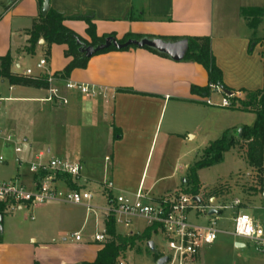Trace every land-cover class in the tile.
<instances>
[{"label": "crops", "instance_id": "0c3cea01", "mask_svg": "<svg viewBox=\"0 0 264 264\" xmlns=\"http://www.w3.org/2000/svg\"><path fill=\"white\" fill-rule=\"evenodd\" d=\"M41 7L39 0H15L12 3L0 0V56L11 53L14 59L12 69L15 63L17 67L21 66L20 60L25 55L24 47L27 45L23 40L28 39L26 30L33 19L40 16ZM50 7L67 15L93 12L97 35L114 33L118 40L128 33L165 39L208 36L216 64L222 71L227 87L225 90L245 92L264 87V45L260 43L263 23L252 24L250 16L242 12L243 9H251L252 17L259 10L264 12V0H50ZM65 24L89 40L84 20L67 19ZM16 38L19 39V46L13 48L12 39ZM56 48L64 53L66 46L54 44L52 53ZM69 61L70 58L63 57L59 66H49L50 70L46 73L62 70ZM69 79L104 86L113 97L109 101L83 99L75 92L62 88V94L68 98V103L62 104L45 101L48 90L10 86L13 92L19 90L18 94L4 98H9L6 101L48 102V111L52 114L54 127H59L60 136L52 140L44 151L52 156L80 161L84 169L79 184L98 190V182L107 173L115 183L116 192L131 199L138 193H143L147 199H157L185 187L183 181L162 193H154L156 183L162 177L149 187H145V183L152 170V148L154 143H158L161 132L165 140L172 139L184 144L186 139L180 136L182 131H195L194 123L202 110L208 108L206 105L223 108L221 103L208 104L202 95L192 92L193 85L205 87L209 83L208 72L200 63L184 59L177 61L146 47H134L95 54L86 68L75 69ZM31 89L45 94L31 96ZM166 113L172 119H183L176 125L179 130H170L168 121L163 125ZM224 120L225 117L219 121L222 132L233 127L231 122L224 124ZM114 128L120 129L117 139H114ZM194 137L196 135L192 139ZM32 148L30 145L24 154L27 159L38 152H33ZM107 156L110 157L108 161ZM193 163L186 165V178ZM165 164L161 158L153 166V173L164 169ZM22 168L16 166V175L21 174L24 180L29 181L32 176L26 178L27 172ZM175 174L176 167L169 177L173 178ZM200 184L204 187L201 180ZM59 186L64 187V184ZM198 197L205 203L202 194H198ZM101 201V198L97 200ZM210 202L222 204L217 196H212ZM68 219L77 228L71 235L60 231L59 239L53 241H10L0 232V264L93 262L105 246V241L93 239L96 232L105 231L104 218L94 215L87 218L85 208L75 205L68 213ZM148 227L129 234L116 231L121 235L140 236ZM75 232L81 233L80 241L72 236ZM156 234L159 233L153 232L150 240ZM147 243V240L137 239L128 249L142 253ZM202 261L201 254L200 264Z\"/></svg>", "mask_w": 264, "mask_h": 264}, {"label": "rangeland", "instance_id": "374dc122", "mask_svg": "<svg viewBox=\"0 0 264 264\" xmlns=\"http://www.w3.org/2000/svg\"><path fill=\"white\" fill-rule=\"evenodd\" d=\"M251 15L250 13L247 16H250L249 19L252 24L263 23L261 25L263 26V33L260 34V43L264 45V12L259 10V13H253V17ZM12 40L13 48L18 47L19 39ZM23 43L27 44V41L23 40ZM63 54L60 48H56L53 53L51 48V55L48 56L45 54L43 44L40 43L34 54L25 52V55L20 60L21 66L17 67L15 63L13 70L18 73H24L26 69H31L34 75L39 73L47 74L46 71L50 70L49 66L60 65L63 57H65ZM42 58L47 60V64L44 68L39 69L37 68V63ZM54 85L57 84L54 83ZM10 86L7 81L0 80V97L18 94L19 90L13 92L9 89ZM31 91V96L38 97L45 94L42 91L33 89ZM209 97L213 103H221L223 94L221 92H211L209 96H203L205 101ZM48 107V102L30 100L5 101L3 107L0 108V126L12 132L19 139H27L23 156L29 150L30 145L33 147V152L44 150L52 140H57L60 136L59 127H54L53 117L48 111ZM206 107L208 108L202 110L194 123L193 130L195 131H190L189 133L182 131L180 136L186 139L184 144L172 139L165 140L161 132L158 143H154L152 148L150 156L152 170L147 176L145 187H149L159 177H162V179L157 181L154 193H162L174 184L183 183V179L186 178V165L196 160L210 140H215L222 136L224 131H220L219 128L221 126L219 121L222 118L224 119L225 117V120L222 121L223 123L231 122L233 124V127L228 130H236L245 125H252L256 118L254 112L213 105H206ZM163 119V125L168 121L170 130H179L176 125L180 120L183 121V119L179 120V117L172 119L168 113L163 116ZM173 120L175 121L173 122ZM195 135L196 137L192 139V136ZM0 154L8 160V163H0V179H11L17 173L16 164L13 162V151L0 148ZM161 158L165 161L166 166L158 171L157 174H154L153 166ZM175 167L176 174L171 178L169 174ZM22 171H26V178H30L31 174L28 164L23 166ZM104 175L107 179H111L109 174L106 173ZM198 176L204 186L200 188L199 194H202L205 203L212 204L210 198L217 196L219 203L226 206L225 209L219 211L216 215L209 217L215 220V216H218L216 220L217 227L224 230H232L233 217L238 210L251 215L256 222L264 227V165L259 169L251 164L247 157V145L243 140L234 149L224 154L222 162L200 169ZM167 195H170V193L164 196ZM236 198L240 200L238 206H234ZM74 206L61 202H46L35 207L22 203L21 209L7 207L3 216V233L10 241H32L34 239L38 241H53L59 239L58 233L62 230L71 235L77 228V225L68 219V213ZM189 216L193 222H209V218L204 217L198 220L192 213ZM146 226V221L133 218L128 226L117 223L116 229L123 234H129L131 232H140ZM86 234H88V231ZM152 240L155 243L156 252L152 251L148 246L142 253H138L134 249H128L118 261H123L124 264H156L157 260H155V257L157 253L166 252L167 247L159 234L153 235ZM236 242L243 243L244 246L238 247ZM262 250L253 241L238 239L229 233L222 232L218 234L213 244L203 248L202 264H264V253Z\"/></svg>", "mask_w": 264, "mask_h": 264}, {"label": "built area", "instance_id": "2783aa9c", "mask_svg": "<svg viewBox=\"0 0 264 264\" xmlns=\"http://www.w3.org/2000/svg\"><path fill=\"white\" fill-rule=\"evenodd\" d=\"M47 60L42 58L37 63V68L46 66ZM26 75H34L31 69L24 71ZM51 83L48 89L49 95L45 101L67 104L68 98L62 94V88L75 92L83 99H103L109 101L113 95L104 86L72 81H59L49 75ZM57 84V85H54ZM12 88V87H11ZM212 91H220L223 94L221 106H237L240 100L245 98L246 93L242 90H232L226 93L220 86L211 85ZM9 98L0 97V107ZM208 104H213L211 98H207ZM25 140L17 138L9 130L0 127V148L11 149L14 157L13 162L21 169L25 164L29 165L31 179L24 180L21 174L11 179H0V202L6 208L17 209L22 203L28 206H37L46 202H61L85 208L87 218L94 215L96 218L112 216L115 224L121 223L128 226L133 218L146 221L150 227H157L158 232L166 244L167 251L161 256H168L165 264H200V256L203 248L213 244L219 233H229L235 238L255 242L264 249V227L255 219L238 210L233 217L232 230H224L217 227V218L209 217L216 215L226 208L224 204H210L195 200L198 195L171 193L157 199H147L143 193H138L133 199L125 194L116 192V186L112 179L106 177L98 182L99 189L82 186L79 184L83 175L84 166L80 161L65 157L52 156L49 152L40 150L34 157L27 159L23 156ZM106 160H110L107 156ZM0 163H8V160L0 154ZM63 176L71 177V181L77 188L70 187ZM64 184V187L59 186ZM101 198L103 202L97 200ZM240 204L239 199L234 200V206ZM214 208L215 214H209ZM192 213L198 220L209 218V222H193L189 216ZM76 241L82 239L80 232L72 235ZM95 241L104 242L107 239L105 231L96 232L93 236ZM123 264V262H120Z\"/></svg>", "mask_w": 264, "mask_h": 264}, {"label": "trees", "instance_id": "16d2710c", "mask_svg": "<svg viewBox=\"0 0 264 264\" xmlns=\"http://www.w3.org/2000/svg\"><path fill=\"white\" fill-rule=\"evenodd\" d=\"M40 6L43 1L39 0ZM8 8V6H5ZM251 9H243L244 15H249ZM254 11V10H253ZM127 18V14H126ZM67 19H79L84 20L87 23L86 33L89 40L83 38L76 31L66 26L65 21ZM95 15L93 12H87L84 14L67 15L62 11H58L49 8L48 13L44 16L40 14L39 17L33 19L30 28L26 30L28 39L27 45L24 47V51L29 54H34L37 46L40 44V40L43 39V46L45 48V54L51 55V48L54 44L65 45L64 56L70 58L69 63L60 71H56L52 74L53 77L59 81H66L69 79L71 73L78 68H86L91 57H86L79 51L81 43L86 45H98L106 39L108 36H114V33L104 34L102 36L97 35L96 25L94 22ZM142 35L128 33L120 42H125L130 38H141ZM165 39V38H162ZM189 42L188 51L184 57V60L194 61L200 63L208 72L209 83L205 87H199L193 85L191 90L194 93H198L202 96H209L211 92V85L220 86L223 89H227L223 82L222 71L217 66L215 57L212 52L211 38L208 36H197L187 38ZM176 41L177 38L165 39ZM80 41V42H79ZM131 46L120 50H128L134 48ZM154 53L161 56L168 57L164 53H160L157 50L146 47ZM251 49V47H250ZM119 50L115 47L107 48L99 53H105L109 51ZM97 53V54H99ZM13 56L11 53H7L4 56H0V80L7 81L11 86H24L37 89L48 90L51 86L49 82V74H40L37 76L26 75L24 73H18L13 71ZM246 95L243 100H240L237 106H233V109L254 112L256 114L255 121L252 125H245L236 130H226L222 136L203 148L201 154L196 158L195 162L189 167L187 173L188 182L184 184V188L175 191L174 194H192L198 195L201 184L198 177V170L206 167L213 166L223 161L224 154L234 149L240 141H244L247 145V157L251 164L261 169L264 165V87L256 91H245ZM120 129L114 128V139L119 138L118 134ZM66 183L72 187L77 188L71 181V177H62ZM6 206L0 202V214L4 216ZM105 234L107 239L105 246L98 252L96 259L91 262H85L82 264H117L119 258L124 255L128 247L133 246L137 239L149 241L153 232H156L157 227H148L144 233L140 236H126L118 234L116 231L115 220L112 216L104 218ZM1 240V238H0ZM161 256L157 253L155 260Z\"/></svg>", "mask_w": 264, "mask_h": 264}, {"label": "water", "instance_id": "95a60500", "mask_svg": "<svg viewBox=\"0 0 264 264\" xmlns=\"http://www.w3.org/2000/svg\"><path fill=\"white\" fill-rule=\"evenodd\" d=\"M10 3L14 2L15 0H8ZM42 7H41V14L42 15H46L49 11L50 8V0H42ZM80 42V41H79ZM40 43H44V40L41 39ZM81 43V46L79 48V51L81 53H83L86 57H92L93 55L107 49L110 47H115L116 49H123V48H128L131 46H135V47H140V48H144V47H149L152 48L154 50H157L160 53H164L167 56H169L170 58L180 61L182 59H184L188 48H189V42L188 39L184 38V39H179L176 41H168L159 37H141V38H130L128 40H126L125 42H120L116 37L114 36H108L106 37V39L104 40V42L94 46V45H86L85 43ZM223 89V88H222ZM226 93H230V90H225L223 89ZM239 132H241V129H239ZM184 182H187L188 179L185 178L183 179ZM195 200L200 201V197L196 196ZM217 212L216 209L212 208L209 211V214H215ZM3 215L0 214V232H3ZM148 247L152 250V251H157L155 243L153 240L148 241L147 243ZM236 245L238 247H242L244 246V244L242 243H236ZM262 252L264 253V249L262 250ZM169 260L168 256H160L157 261L156 264H165L167 261Z\"/></svg>", "mask_w": 264, "mask_h": 264}]
</instances>
